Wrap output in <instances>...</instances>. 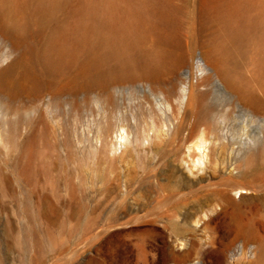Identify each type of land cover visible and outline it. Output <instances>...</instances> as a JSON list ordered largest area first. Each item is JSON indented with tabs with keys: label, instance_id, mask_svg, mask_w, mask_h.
I'll return each mask as SVG.
<instances>
[{
	"label": "rangeland",
	"instance_id": "obj_1",
	"mask_svg": "<svg viewBox=\"0 0 264 264\" xmlns=\"http://www.w3.org/2000/svg\"><path fill=\"white\" fill-rule=\"evenodd\" d=\"M260 40L264 0H0V264H264Z\"/></svg>",
	"mask_w": 264,
	"mask_h": 264
},
{
	"label": "bare ground",
	"instance_id": "obj_2",
	"mask_svg": "<svg viewBox=\"0 0 264 264\" xmlns=\"http://www.w3.org/2000/svg\"><path fill=\"white\" fill-rule=\"evenodd\" d=\"M13 40H14V48H15V46L18 44V41L16 39H13ZM118 52H119V46L117 44H113L109 47L105 56H96V55L92 54L89 57V61L87 64H89L90 66H96L100 62H102L103 60L108 59L110 56H112ZM20 54L21 53H19L17 55V57L20 56ZM16 58L14 59V61H11L5 67L0 69V78L3 76H6L11 71L14 64H16V62L18 61V58L17 59ZM256 58L260 63L264 64V43L262 42V40L258 41V46L256 49ZM134 63H135L134 60L126 62V65H125L126 68H124V69H126V71H128L134 65ZM201 66H203V65H201ZM198 68H199V66H198ZM177 88H178V86H172L170 88L168 96H167V100H170L171 98H173L175 96V90ZM179 88H180V93L178 95V98L179 99L181 98V100H182L181 103H183L185 101V99H187L188 88H187L185 83L180 84ZM128 135H129L128 131L124 128H122V129H120V131H118L117 137H118V145L119 146H124L126 144V142L128 141ZM136 142H137V140H136ZM190 152L193 155L191 154L192 157L190 158V161H189L190 166L188 165L187 168L190 171L191 170L192 171L197 170V173L203 171L205 166L207 165V159H208V153H209V145H207V142L204 141V139H202V138L198 139L196 141H193L192 144H190V146L188 147V153H190ZM259 155H260V157L264 158V145H263ZM232 189L234 191H236V193H238V190L240 189V191H241L243 188L239 187V186L232 185ZM234 210L238 211L237 206H235ZM233 217H234V220L236 222L235 230L240 234L245 233L244 227L240 221L239 212H236ZM224 248H226V247H224ZM169 264H186V262L183 261L181 257L179 258V257L175 256V257H172L170 259Z\"/></svg>",
	"mask_w": 264,
	"mask_h": 264
},
{
	"label": "water",
	"instance_id": "obj_3",
	"mask_svg": "<svg viewBox=\"0 0 264 264\" xmlns=\"http://www.w3.org/2000/svg\"><path fill=\"white\" fill-rule=\"evenodd\" d=\"M200 62V59L197 57L196 58V64H198Z\"/></svg>",
	"mask_w": 264,
	"mask_h": 264
}]
</instances>
